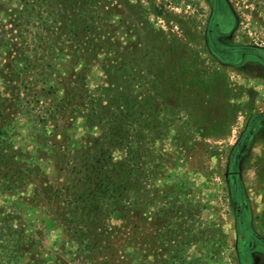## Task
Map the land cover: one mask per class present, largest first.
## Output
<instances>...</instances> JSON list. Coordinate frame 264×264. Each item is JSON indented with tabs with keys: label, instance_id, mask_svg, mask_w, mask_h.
<instances>
[{
	"label": "rangeland",
	"instance_id": "374dc122",
	"mask_svg": "<svg viewBox=\"0 0 264 264\" xmlns=\"http://www.w3.org/2000/svg\"><path fill=\"white\" fill-rule=\"evenodd\" d=\"M181 1L0 0V264H243L229 156L264 61L221 62ZM227 2L231 42L264 50V0ZM101 154L129 171L117 200L85 177ZM238 165L264 239V127Z\"/></svg>",
	"mask_w": 264,
	"mask_h": 264
},
{
	"label": "trees",
	"instance_id": "16d2710c",
	"mask_svg": "<svg viewBox=\"0 0 264 264\" xmlns=\"http://www.w3.org/2000/svg\"><path fill=\"white\" fill-rule=\"evenodd\" d=\"M82 11L83 10L78 13L77 20H79V23L85 24L84 21L87 19L85 17V11L83 13ZM259 49L260 48H250L248 56L258 57L257 55L259 54L257 52ZM260 58L264 61V55L263 57L260 55ZM263 119L264 113L256 114L249 120L248 125L244 129L238 142L233 146L229 156V193L236 210L238 246L240 248V261L243 264H248L249 256L252 255L251 253L258 252L260 250L264 252V239L257 235L249 224L250 210L244 186L239 177L238 169V164L242 154L245 152L247 146L252 141L257 131L261 127H264V123L262 121ZM114 135L116 138L124 136L122 134V129H117L114 132ZM5 148H7V145H1L0 143V174L5 170V168L12 166V162L15 163L7 151L8 149ZM101 155L96 160V163L91 165L92 169L89 168L90 171H88L85 177L90 182V191H96L97 199L106 197L117 200L123 181L126 183L129 171H127L126 168L124 169L122 162H112L111 165L113 167H111L110 161L108 160L110 157H106L104 154ZM119 166L121 168L118 169ZM3 177L4 176L2 175L1 178ZM16 181L15 177H8L2 182H5L4 186H6V188H10L11 184H14Z\"/></svg>",
	"mask_w": 264,
	"mask_h": 264
},
{
	"label": "flooded vegetation",
	"instance_id": "af4514ba",
	"mask_svg": "<svg viewBox=\"0 0 264 264\" xmlns=\"http://www.w3.org/2000/svg\"><path fill=\"white\" fill-rule=\"evenodd\" d=\"M200 1L205 7V9L201 10L207 11L206 37L215 57L224 63L232 65L243 64L246 61L250 47L237 45L229 39L233 29L234 15L227 0ZM181 2H183L182 7L186 12H189L188 9H192V0H182ZM257 53L259 58L260 55L263 57V54L259 51ZM262 121L264 123V119Z\"/></svg>",
	"mask_w": 264,
	"mask_h": 264
},
{
	"label": "water",
	"instance_id": "95a60500",
	"mask_svg": "<svg viewBox=\"0 0 264 264\" xmlns=\"http://www.w3.org/2000/svg\"><path fill=\"white\" fill-rule=\"evenodd\" d=\"M258 51H259L261 54L264 55V51H263V50L259 49Z\"/></svg>",
	"mask_w": 264,
	"mask_h": 264
}]
</instances>
